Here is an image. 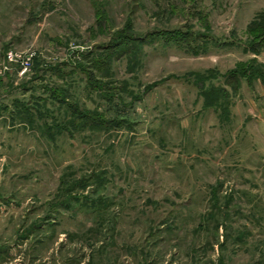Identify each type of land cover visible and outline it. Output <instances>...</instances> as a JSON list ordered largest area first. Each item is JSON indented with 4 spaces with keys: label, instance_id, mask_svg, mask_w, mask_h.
<instances>
[{
    "label": "rangeland",
    "instance_id": "obj_1",
    "mask_svg": "<svg viewBox=\"0 0 264 264\" xmlns=\"http://www.w3.org/2000/svg\"><path fill=\"white\" fill-rule=\"evenodd\" d=\"M261 53L264 0H0V264H264Z\"/></svg>",
    "mask_w": 264,
    "mask_h": 264
},
{
    "label": "crops",
    "instance_id": "obj_2",
    "mask_svg": "<svg viewBox=\"0 0 264 264\" xmlns=\"http://www.w3.org/2000/svg\"><path fill=\"white\" fill-rule=\"evenodd\" d=\"M264 53H261L263 56ZM255 98L252 101V108L255 113V117L260 119L261 125H264V86L258 80L255 86L254 94Z\"/></svg>",
    "mask_w": 264,
    "mask_h": 264
},
{
    "label": "built area",
    "instance_id": "obj_3",
    "mask_svg": "<svg viewBox=\"0 0 264 264\" xmlns=\"http://www.w3.org/2000/svg\"><path fill=\"white\" fill-rule=\"evenodd\" d=\"M7 57H8V60H9V61H13V60H14L12 54L7 55Z\"/></svg>",
    "mask_w": 264,
    "mask_h": 264
}]
</instances>
